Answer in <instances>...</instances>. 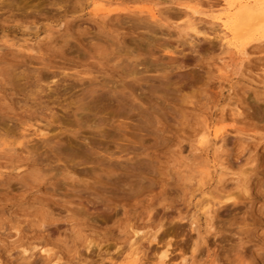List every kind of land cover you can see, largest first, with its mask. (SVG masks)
Returning a JSON list of instances; mask_svg holds the SVG:
<instances>
[{
	"label": "rangeland",
	"instance_id": "rangeland-1",
	"mask_svg": "<svg viewBox=\"0 0 264 264\" xmlns=\"http://www.w3.org/2000/svg\"><path fill=\"white\" fill-rule=\"evenodd\" d=\"M164 249L264 264V0H0V264Z\"/></svg>",
	"mask_w": 264,
	"mask_h": 264
},
{
	"label": "bare ground",
	"instance_id": "bare-ground-1",
	"mask_svg": "<svg viewBox=\"0 0 264 264\" xmlns=\"http://www.w3.org/2000/svg\"><path fill=\"white\" fill-rule=\"evenodd\" d=\"M236 9H237V8H236ZM224 25H225V28L229 29V27L226 26L227 24H224ZM225 33H226V32H224V34H225ZM230 200H231V199H230ZM165 253H166V252H165V249H164L162 252H159V256H160L159 258H160V259L158 258L159 260H157V261H160V262H159L160 264H163V263H164L163 260L166 259V258H165V257H166V254H165ZM162 262H163V263H162Z\"/></svg>",
	"mask_w": 264,
	"mask_h": 264
}]
</instances>
